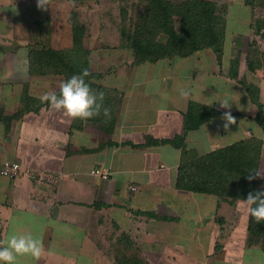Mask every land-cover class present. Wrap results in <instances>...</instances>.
<instances>
[{
  "label": "crops",
  "instance_id": "crops-1",
  "mask_svg": "<svg viewBox=\"0 0 264 264\" xmlns=\"http://www.w3.org/2000/svg\"><path fill=\"white\" fill-rule=\"evenodd\" d=\"M68 4L46 0L41 9L37 0H0V163L20 165L17 176H0V246L14 234L30 233L42 242L38 260L20 257L17 264H264V250L248 243L242 200L175 186L183 162L252 139L261 142L264 178L257 108L236 68L229 70L243 37L231 40L235 51L241 49L228 60L224 42L220 62L208 49L139 65V74L115 80V110L106 126L74 124L37 99L59 89L43 88L47 82L58 86L59 76L28 73L36 39L47 34L56 40L61 28L66 32L75 14H68ZM249 15L233 14L231 35L251 30ZM257 71L247 69L261 100ZM224 100L229 108L221 107ZM190 104L219 114L187 129Z\"/></svg>",
  "mask_w": 264,
  "mask_h": 264
},
{
  "label": "trees",
  "instance_id": "trees-1",
  "mask_svg": "<svg viewBox=\"0 0 264 264\" xmlns=\"http://www.w3.org/2000/svg\"><path fill=\"white\" fill-rule=\"evenodd\" d=\"M259 1L264 4V0ZM145 2L147 3L145 12L140 16L141 26L135 27L132 32H121L122 42L131 51L134 65L154 63L174 57H187L208 49L219 62L222 60L226 21L222 12L217 13V5L214 2L211 0H183L179 2L180 4L168 0H145ZM244 3L253 8L258 0H244ZM175 19H179L177 29ZM250 27L255 34H260L264 30V17L254 21ZM82 29L83 26H77V24L73 26L72 44L68 49L54 50L44 46L30 48L28 51L29 75H63L67 80L72 75H80L87 71L85 80L93 78L88 70L89 51L81 44ZM160 35L165 40L164 43L157 41ZM251 48L249 47L250 51ZM247 61V69L252 72L260 66L261 62L254 56H250V60ZM238 63V59H233L231 68H236L234 66ZM240 84L257 108L255 122L264 130V106L260 100L258 88L245 81ZM88 85L92 91L96 90L91 83ZM99 91L103 92L101 87ZM58 93L55 94L58 95ZM95 94L100 105L99 115L87 120L106 126L108 119L113 117L115 104H112L113 99L107 91L102 98L99 94ZM30 101L33 100H28ZM45 105L48 104L45 103ZM105 109L108 110L107 115H105ZM192 113L195 114V118H192ZM218 114L213 109L190 104L186 115V128L197 127ZM84 120L86 119H74V124L82 123ZM260 145L259 140H246L216 150L204 157L183 162L177 170L175 186L193 193L214 195L221 200L230 199L231 201L245 200L249 193L264 191L256 186L257 180L254 181L259 165ZM233 158L234 162L231 161ZM247 176L251 177V182H248ZM247 234L250 245H257L264 250V222L257 223L249 215Z\"/></svg>",
  "mask_w": 264,
  "mask_h": 264
},
{
  "label": "rangeland",
  "instance_id": "rangeland-1",
  "mask_svg": "<svg viewBox=\"0 0 264 264\" xmlns=\"http://www.w3.org/2000/svg\"><path fill=\"white\" fill-rule=\"evenodd\" d=\"M70 4L66 5L68 14H73L69 16L67 21L66 32L64 33V29L61 28V35L59 39L53 40L49 35L44 34V36L39 40V46L50 47L55 49H68L72 44V29L73 26L77 24V26H83L82 33V47L89 51L88 54V70L90 74L93 75V78H89L86 81L87 84L91 83L95 86L96 90L94 93L99 94L101 97H104V92L107 91L110 98L113 99L112 104H116L114 101L116 92L117 83L115 80L121 77L131 76L133 73L141 72L143 69V65H134L131 51L124 45L121 38L122 31H134L135 27L141 26L142 20H140V16L144 13V9L146 7L145 0H104L101 3H92L86 2V4H80L74 2L73 0H69ZM172 2H177L180 4V1L183 0H169ZM217 5V13H223L225 21V38L224 42H226V56L225 59L228 60L232 55H237V51L234 50L236 47L235 44H232L233 38H242L243 44L241 45V39L236 40L242 46V50H240L238 56L233 59L239 60L240 64L236 65V71L238 72V78H240V82H246L248 84H252L253 78L247 72V60H250V56H254L257 59L261 60L260 69H256L258 81L262 87V98L261 102L264 106V30L262 34H255L253 28L251 30L248 27L242 25V28L245 29L244 34H233L231 35V26H233L232 18L233 14H250L249 21L250 24H253L254 21L259 20L264 17V4L255 3L253 8L246 6L244 0H211ZM255 1V0H253ZM88 5V10L86 7ZM57 9V5L54 7ZM82 8V9H81ZM65 10V8H64ZM82 10H86L85 12ZM64 12V11H62ZM178 20L176 21V29L178 28ZM73 25V26H72ZM253 30V31H252ZM251 31V32H250ZM34 39V38H33ZM157 41L159 43H164L165 40L162 36L157 37ZM240 46V47H241ZM233 47V50L231 48ZM249 47L252 50L250 51ZM249 49V51H248ZM256 49V50H255ZM232 51V52H231ZM254 52L256 54H254ZM232 59V60H233ZM226 66L221 68L222 71H226ZM232 68L230 67L229 70ZM240 71V72H239ZM247 72V76L245 77ZM139 74V73H138ZM98 76L100 78H98ZM51 79L50 77H47ZM45 78V80L47 79ZM66 77L60 75V82L58 86H56L53 82H47L43 84V88L45 90L56 89L60 86L61 82L65 81ZM253 78V79H252ZM84 79H86L84 77ZM56 80V79H55ZM239 83V82H238ZM254 83V82H253ZM256 85V84H255ZM41 87V86H40ZM101 87V91L99 88ZM115 88V89H113ZM37 89H41L38 88ZM59 92V89L54 93ZM59 95V93H58ZM86 121H88L86 119ZM95 122V121H91ZM233 157V156H232ZM234 162V158L231 159ZM234 164V163H232ZM259 165L256 171V176L254 181L257 180L258 188L264 189V178L263 175H259ZM258 174V175H257ZM248 182H251L250 176H247ZM253 181V180H252ZM227 248H223L226 250Z\"/></svg>",
  "mask_w": 264,
  "mask_h": 264
},
{
  "label": "clouds",
  "instance_id": "clouds-1",
  "mask_svg": "<svg viewBox=\"0 0 264 264\" xmlns=\"http://www.w3.org/2000/svg\"><path fill=\"white\" fill-rule=\"evenodd\" d=\"M45 5L46 0H37L38 8H46ZM87 75V71L80 75H72L67 80L61 82L59 95L45 93L37 97V99H39L41 104L47 103L51 108L63 111L69 118L91 119L99 115L100 105L97 102V95L91 90L84 79ZM182 95L186 97L187 93H182ZM219 103L223 108L231 106L228 100ZM107 114L108 110L105 109V115ZM224 119L229 123H235L230 114H225ZM249 178L251 179V177ZM241 204L257 223L264 222V191L249 193L247 198L241 201ZM44 252L45 249L42 242L34 238L30 233L14 234L5 245L0 246V264H17L20 257H30L33 260H38Z\"/></svg>",
  "mask_w": 264,
  "mask_h": 264
},
{
  "label": "built area",
  "instance_id": "built-area-1",
  "mask_svg": "<svg viewBox=\"0 0 264 264\" xmlns=\"http://www.w3.org/2000/svg\"><path fill=\"white\" fill-rule=\"evenodd\" d=\"M20 165L16 162L4 161L0 163V176L6 178H13L19 174ZM95 175L106 179L108 177V172L101 171L100 169H95Z\"/></svg>",
  "mask_w": 264,
  "mask_h": 264
}]
</instances>
